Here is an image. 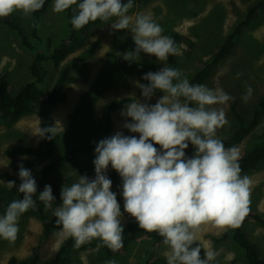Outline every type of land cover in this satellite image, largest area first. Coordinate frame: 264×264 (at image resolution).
Returning a JSON list of instances; mask_svg holds the SVG:
<instances>
[{
	"label": "clouds",
	"instance_id": "obj_1",
	"mask_svg": "<svg viewBox=\"0 0 264 264\" xmlns=\"http://www.w3.org/2000/svg\"><path fill=\"white\" fill-rule=\"evenodd\" d=\"M45 2L0 0V19L16 12L29 17ZM133 5L134 0H53V12L72 10L74 30L99 20L113 21L109 23L113 30L130 31L135 48L122 54L125 61L138 62L143 53L164 67L144 74L142 80L148 83L136 82L143 102L132 99L121 112L122 127L132 135L117 131L100 140L93 160L95 178L79 176L77 182L64 185L62 203L52 214L60 235L73 240L75 248L99 239L111 251H119L125 231L122 219L128 213L140 229L162 238L168 249L164 253L167 264H211L215 253L204 250L202 258V247L196 242L200 226L239 227L250 211L252 181L241 175L240 151L236 146L225 147L217 137V130L229 121L224 108L215 106L227 105L234 98L223 89L192 84L179 69L168 66L169 56L180 54L179 47L172 37L162 34V26L151 15L137 14L133 20L128 15ZM157 92L163 95L150 103ZM252 94L249 86L241 99L247 103ZM57 134V127L52 126L40 128L38 135L53 139ZM190 145L194 151L188 156ZM110 167L122 180L124 212L112 191ZM18 176L17 192L23 196L0 215V239L9 242L17 237L18 219L37 199L46 208L56 200L51 185H45L37 196V181L23 164ZM6 185L10 190L16 187L15 181Z\"/></svg>",
	"mask_w": 264,
	"mask_h": 264
},
{
	"label": "rangeland",
	"instance_id": "obj_2",
	"mask_svg": "<svg viewBox=\"0 0 264 264\" xmlns=\"http://www.w3.org/2000/svg\"><path fill=\"white\" fill-rule=\"evenodd\" d=\"M256 2L257 0H150L145 2L143 8L130 9L128 15L134 20L137 14H149L162 26L163 35L180 36L176 40L180 54L175 55V68L185 77L194 75L211 61L234 27L246 18L248 8ZM52 6L53 1L48 11L40 18L37 29L43 39L51 38L55 47L64 36L69 35L68 23L73 13L66 10L57 14L53 12ZM12 16L16 18L15 24L22 27L33 50L25 47L18 32L0 19V77L5 76L12 85L19 88L32 79L30 65L36 53L46 51L47 48L45 45L39 46V40L33 35V14L25 17L16 12ZM111 22L113 21L106 22L95 30L88 42L70 53L58 68L51 63L46 65L50 71L43 85L46 89L53 87L62 71L69 74L70 80L64 88L62 99L41 106L11 128L0 125V199L15 200L23 196L17 192L21 181L18 172L13 168V160L5 155V150L9 148L33 149L31 155L17 160H24L31 165L30 170L39 188L42 171L54 162L59 151L63 152L75 146L73 143L92 145L94 149L89 156H78V159L58 165L52 180L63 182V187L77 182L79 176L95 178L93 160L96 144L100 140L114 135L117 131L132 135L122 127L125 118L121 112L125 105L110 111L105 109L106 105L135 98L143 102L141 89L137 87L136 82H140L144 74L158 71L164 65L154 56L143 53L138 62L125 61L122 54L135 48L132 34L128 30H113L109 24ZM95 44L98 46H94ZM167 65L169 66V59ZM212 71L205 85L213 89H223L234 98L227 105L215 106L224 108L226 119L229 121L217 130V137L225 140L239 127V121L232 112L233 107L250 121L255 106L264 96L263 11L258 12L252 23L243 28L232 53L213 67ZM249 86L253 89V94L245 103L241 97ZM162 95L157 92L150 103H156ZM46 125L57 127L61 138L59 142L63 145L50 156L42 150L43 138L38 135L40 128H45ZM263 131L264 118L253 134ZM248 138L237 146L240 154L244 152ZM114 171L110 167L108 174ZM243 175H247L252 181L249 208L264 216V166L258 171ZM9 181H15L16 187L8 189L6 183ZM61 190L62 188L53 202V210L62 203ZM133 220L134 217L124 213L122 225H127ZM18 226L15 241L0 239V264H9L11 257H16L20 262L28 261L35 254L39 255L41 262H45L55 256L65 240L60 235L59 227L46 239L41 223L33 216L19 218ZM231 229L232 227L217 229L210 224L201 225L196 233V242L202 247L201 257L204 256V250L213 251L215 259L211 264H247L240 256V247L232 239L219 241ZM243 230L264 253V228L255 223H246ZM167 250L162 240L156 244L151 240H140L124 255L125 257L109 259L101 248L79 250L74 253L71 264H108L110 260H115L116 264H146V258H160L166 261L164 253ZM148 252H151L150 256L147 255Z\"/></svg>",
	"mask_w": 264,
	"mask_h": 264
},
{
	"label": "trees",
	"instance_id": "obj_3",
	"mask_svg": "<svg viewBox=\"0 0 264 264\" xmlns=\"http://www.w3.org/2000/svg\"><path fill=\"white\" fill-rule=\"evenodd\" d=\"M52 1L53 0H46L41 10L33 13L35 19L33 35L39 40V46L45 45L47 50L36 53V56L30 65L32 79L25 85L16 88L11 84L9 79L5 78V76L0 77V125L2 126L4 125L11 128L22 118L29 116L35 110L40 109L41 106L56 103L58 100L62 99L64 96V88L70 80L69 74L67 71H62L53 87L51 89H46L43 85L50 74L46 65L51 63L58 68L60 63L64 61L70 53L83 47L88 42L91 34L95 30H98L99 27L106 24V22L97 20L96 22L89 23L80 30H74L70 23V18L68 23L70 29L69 35L64 36L60 44L54 47L52 39H43L37 29L40 18L48 11ZM145 2L148 3L150 0H134L133 8H143L146 5ZM68 11L73 13L71 9ZM260 11L264 12V0H257L256 3L252 4L250 8H248L246 18L234 27L224 44L218 49V51L213 55L211 61L203 69L198 70L192 76L187 75L185 78H187L192 84L205 85L206 81H208L211 77L213 67L217 66L218 63L223 61L230 53H232L238 38L242 34L243 28L249 26ZM2 20L9 28L18 32L21 42L25 47L33 50L32 46L28 42L27 36L24 35L22 27H18L15 24L16 18L14 16L10 15L2 18ZM170 37H172L175 42L180 38L178 34H170ZM94 46H98V44H95ZM175 64V56H169V66L175 68ZM140 83L148 82L141 79ZM130 100L131 99L122 100L120 102H110L106 105L105 109L110 111L115 107L126 105L130 102ZM232 112L239 121V127L234 131V134L230 138L222 141L225 144V147H237L240 143L246 141L247 137H249L245 150L241 154L239 161L242 169L241 175L249 174L255 170L258 171L264 166V131L259 134H253V132L258 128V126H260L261 121L264 118V96L255 106L253 117L250 121H247L242 114L236 111L234 107ZM47 127L50 126L46 125L45 128ZM60 139L59 134H57L53 139L43 138L41 147L45 154L50 156L57 151L56 149L59 146H63L62 143L60 144L59 142ZM69 142L70 144L72 143V141ZM73 144L76 145L63 150V152L59 151L54 162L44 168L39 182L37 196L39 192L44 190L45 185H51L53 195L56 197L57 193L60 192V189L64 184L63 182L57 183L52 180L53 176H55L54 171H56L58 165L68 163L75 158L78 159V156L87 157L94 149L92 145L83 146L77 143ZM155 146L157 148L160 147L159 145ZM193 151L194 150L190 145L186 150V154L191 156ZM32 153L33 149L27 147H16L5 150L6 157L13 160L12 165L17 172L19 171L20 164H23L27 169H31V165L28 162L24 160L18 161L17 158L29 156ZM108 176L113 182L112 191L117 193V199L121 205V211L123 212L124 200L122 195H120V186L122 184L121 177L116 171L108 174ZM12 201V199H0V215L5 213L7 206ZM53 208V202L51 207L46 208L43 202L37 199L35 206L30 208L21 217H35L41 223L44 237L47 239L50 238L52 233L58 228L56 224V217L52 214L54 211ZM246 223H255L264 228V216H261L254 210L250 209L247 216L241 221L239 227H232L231 231L228 234H225L219 241L224 242L225 240L228 241V239H232L240 247V256L247 264H264L263 251L258 248V245L255 242H252V240L249 239L247 233L243 230V225ZM123 227L125 229L123 233V247L117 252H113L106 246H103L99 239H93L82 245L80 248H75L73 246V240L65 239L61 243L55 256L45 262H41L39 255L35 254V256L30 260L22 262H20L16 257H11L9 264H71L75 252L79 250H92L95 248L103 249L107 258L115 259L126 255L131 250L133 245L140 240H151L155 244L162 240L157 233L147 232L140 229L135 220L127 225H123ZM147 255L150 256L151 252H148ZM146 264H167V261L160 258H146Z\"/></svg>",
	"mask_w": 264,
	"mask_h": 264
}]
</instances>
